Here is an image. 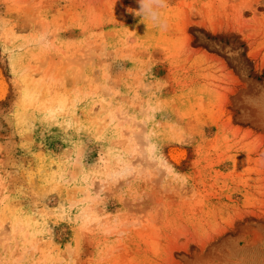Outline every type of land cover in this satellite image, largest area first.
I'll return each instance as SVG.
<instances>
[{
	"label": "rangeland",
	"instance_id": "1",
	"mask_svg": "<svg viewBox=\"0 0 264 264\" xmlns=\"http://www.w3.org/2000/svg\"><path fill=\"white\" fill-rule=\"evenodd\" d=\"M3 81L0 264H264V0H0Z\"/></svg>",
	"mask_w": 264,
	"mask_h": 264
},
{
	"label": "snow or ice",
	"instance_id": "2",
	"mask_svg": "<svg viewBox=\"0 0 264 264\" xmlns=\"http://www.w3.org/2000/svg\"><path fill=\"white\" fill-rule=\"evenodd\" d=\"M0 91H2L5 95H7L9 91V86L6 81L0 82ZM77 165H79V158L76 161Z\"/></svg>",
	"mask_w": 264,
	"mask_h": 264
}]
</instances>
